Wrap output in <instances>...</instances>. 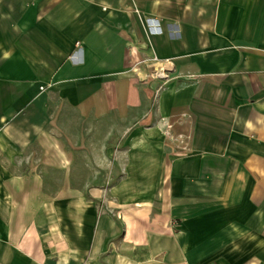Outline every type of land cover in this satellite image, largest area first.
Wrapping results in <instances>:
<instances>
[{"label": "crops", "instance_id": "crops-1", "mask_svg": "<svg viewBox=\"0 0 264 264\" xmlns=\"http://www.w3.org/2000/svg\"><path fill=\"white\" fill-rule=\"evenodd\" d=\"M0 264H264V0H0Z\"/></svg>", "mask_w": 264, "mask_h": 264}, {"label": "built area", "instance_id": "built-area-1", "mask_svg": "<svg viewBox=\"0 0 264 264\" xmlns=\"http://www.w3.org/2000/svg\"><path fill=\"white\" fill-rule=\"evenodd\" d=\"M148 22H153V21H149V20H147V23H148ZM42 89H43V88L41 87L40 90H42ZM179 143H181V141H179Z\"/></svg>", "mask_w": 264, "mask_h": 264}]
</instances>
